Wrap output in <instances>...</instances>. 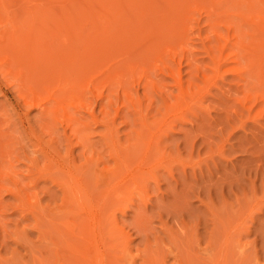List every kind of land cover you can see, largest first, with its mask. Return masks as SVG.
Here are the masks:
<instances>
[{"label":"rangeland","instance_id":"374dc122","mask_svg":"<svg viewBox=\"0 0 264 264\" xmlns=\"http://www.w3.org/2000/svg\"><path fill=\"white\" fill-rule=\"evenodd\" d=\"M241 1L0 0V172L17 166L35 192L12 181L28 197L18 211L0 190V264H264V46L251 42L264 0ZM248 43L261 71L254 54L236 59L255 53ZM104 70L115 72L93 84ZM58 89L55 115L26 106ZM51 153L87 186L61 189Z\"/></svg>","mask_w":264,"mask_h":264},{"label":"bare ground","instance_id":"6f19581e","mask_svg":"<svg viewBox=\"0 0 264 264\" xmlns=\"http://www.w3.org/2000/svg\"><path fill=\"white\" fill-rule=\"evenodd\" d=\"M230 1H231V0H230ZM240 1H241V0H240ZM237 2H238V0H237ZM241 2H242V1H241ZM241 2H240V3H241ZM234 4H235V3H234ZM236 5H237V4H236ZM234 7H235V6H234ZM259 19H260V17H259ZM259 21H260V20H259ZM263 21H264V20H263ZM260 22H261V21H260ZM248 24H249V23H248ZM260 24H261V23H260ZM260 24H259V25H260ZM261 25H262V26L260 27V28H261V31L264 33V23L261 24ZM239 26H240V25H239ZM169 27H170V26H169ZM258 27H259V26H258ZM178 28H179V27H178ZM228 29H229V28H228ZM239 29L242 30L241 28H239ZM239 29H237V31H238ZM249 29H250V27L248 28V30H249ZM169 30H170V29H169ZM240 30H239V31H240ZM250 30H251V29H250ZM253 30H254V34H255V29H253ZM257 30H258V29H257ZM177 31H178V30H177ZM173 32H174V31H173ZM107 33H108V32H107ZM256 33H259V32L256 31ZM254 34L252 33V35H254ZM95 35H99V33H97V34H95ZM102 35H104V34H101V33H100V37H101ZM105 35H109V33H108V34H105ZM187 35H188V34H187ZM250 35H251V33H250ZM256 35H257V34H255L254 37H251V36H250V37H251V42L253 43L254 41H255V42H259V41H260L259 44L261 45V47L264 46V35L261 34V35H260L261 37H258L259 35H258V36H256ZM173 36H174V35H173ZM240 36H241V40H239ZM95 37H96V36H95ZM100 37H98V38H100ZM103 37L105 38V36H103ZM167 37H168V36H167ZM167 37H166V38H167ZM238 37H239V38H238ZM238 37H237V40H238V41L236 40V41H237V44H241V45H242V39H244V38H242V37H244V36H242V35L240 34ZM257 37H258V39H257ZM106 38H107V36H106ZM226 38H227V36H226ZM245 38H246V37H245ZM90 39H91V38H90ZM92 39H93V38H92ZM173 39H174V38H173ZM253 39H254V41H252ZM255 39H257V40H255ZM97 40H98V39H97ZM104 40H106V39H104ZM174 40H175V39H174ZM227 40H228V39H227ZM100 41H101V40H100ZM106 41H107V40H106ZM164 41H165V40H164ZM236 41H235V42H236ZM104 42H105V41H104ZM104 42L101 43V44H104ZM251 42H250V44L252 45ZM255 42H254V43H255ZM89 43H90V44H93L94 42H93V43L89 42ZM231 43H232L233 45L235 44V43H233V42H231ZM96 44H97V43H96ZM99 44H100V43H99ZM101 44H100V45H101ZM108 44H109V42H108ZM112 44H113V43H112ZM114 44H115V43H114ZM228 44H229V42H228ZM237 44H236V45H237ZM250 44L248 43L247 45L250 46ZM27 45H28V44H27ZM100 45H99L100 48H98L97 45H95V46H96V50H97V53H98V51H99L100 54L103 55V53H105L104 50H106V48L104 47L103 50H101V49H102V45H101V46H100ZM104 45H105V44H104ZM106 45H107V44H106ZM229 45H230V44H229ZM236 45H235L234 47H236V49H239V45H237V46H236ZM247 45H246V46H247ZM107 46L109 47L110 45H107ZM116 46H117V45H116ZM226 46H228V45H226ZM243 46H245V45H244V42H243ZM243 46H241L240 48H243ZM237 47H238V48H237ZM247 47H248V46H247ZM247 47H244V48H245L244 50H246ZM110 48H111V47H110ZM149 48L151 49V47H149ZM248 48H249V47H248ZM98 49H99V50H98ZM145 49H146V48H145ZM250 49H253V47L250 46V48L247 49V51L250 50ZM254 49H255V48H254ZM254 49L251 50L250 52L255 51V53L252 52L251 54H249V53L246 52V53H247V54H246V53L244 52V53H245V56H246V59H243V58H245V56H243V57H240V56H239V57H238V55H241V53L238 52V51H235V52H236L235 54H236V55L238 54L237 57H236V56H233V57H236V59H238V60H240V59L242 58L243 60L241 59V61L246 60V61L249 62V63H251V60H252V59H254V60H252V61H254V62H256V61L259 60L258 64L256 63V65H255L256 72H257V71H261V70H257V68L260 69V67L262 66V63H263V62L260 63V60H261V61L263 60V59H261V58H263V57H261V56L264 55V53L262 54L261 52L258 51V52L261 53L262 55L260 56V58H259V55H257L258 57H256L255 54H258V52L256 53V50H257V49H256V50H254ZM262 49H263V47H262ZM100 50H101V51H100ZM154 50H155V49H154ZM228 50H229V49H228ZM234 50H235V49H234ZM239 50H240V49H239ZM259 50H260V48H259ZM102 51H103V52H102ZM156 51H157V50H156ZM260 51H261V50H260ZM263 51H264V50H263ZM248 52H249V51H248ZM49 53H50V52L48 51V54H49ZM82 53H83V52H82ZM107 53H109V52H107ZM63 54H64V53H63ZM91 54L93 55V53H91ZM105 54H106V53H105ZM189 54H190V53H189ZM242 54H243V53H242ZM252 54H254V56H253ZM35 55H36V53L34 54V56H35ZM50 55H51V53H50ZM70 55H71V54L68 55L69 58H71ZM88 55H89V54H88ZM140 55H141V54H140ZM191 55H193V54H191ZM249 55H250L251 57H252V56H253V57H256L257 60H256L255 58H251ZM57 56H58V55H57ZM59 56H60V55H59ZM59 56H58V57H59ZM66 56H67V55H66ZM78 56H79V55H78ZM89 56H90V55H89ZM93 56H94V55H93ZM97 56H98L97 58H99V56H100L99 53L97 54ZM247 56H249V57H247ZM35 57H36V56H35ZM58 57H56L55 55H53V58H56V59H57ZM61 57H62V55L60 56V59H61ZM63 57H64V56H63ZM63 57H62V58H63ZM91 57H92V56H91ZM100 57H102V56H100ZM192 57H193V56H192ZM30 58H31V57H30ZM48 58H51V57L48 56ZM66 58H67V57H66ZM88 58H89V60H90V59L92 60V58H90V57H88ZM95 58H96V57H95ZM107 58H108V56H107ZM190 58H191V57H190ZM250 58H251V59H250ZM32 59H33V57H32ZM35 59H36V58H35ZM35 59H33V61H34ZM80 59H82V58H80ZM247 59H250V60H247ZM30 60H31V59H30ZM61 60H63V61H62V64H64V59H61ZM70 60H71V59H70ZM89 60H88L87 64L89 63ZM91 60H90V61H91ZM96 60H97V59H96ZM96 60L93 59V62L96 61ZM189 60H190V59H189ZM255 60H256V61H255ZM37 61H39V60H37ZM79 61H80V60H78L77 62H79ZM218 61H219V60H218ZM235 61H236V60H235ZM41 62L44 63V65L42 66V68L45 67V66H46V64H45L46 62H43L42 60H41ZM72 62H73V60H72ZM85 62H86V61H85ZM191 62H192V61H191ZM214 62H215V61H214ZM236 62L240 63L239 61H236ZM30 63H31V62H30ZM34 63H35V62H33V64H34ZM38 63L40 64V61H39ZM52 63H53V61H52ZM56 63H57V62H56ZM70 63H71V62H70ZM73 63L75 64L76 62H73ZM73 63L70 64V65L73 66ZM101 63H102L101 60H97L96 62L93 63L94 65H92V66H93V67H94V66L99 67ZM217 63H218V62H217ZM238 63H237V64H238ZM31 64H32V63H31ZM33 64H32V65H33ZM57 64H58V63H57ZM59 64L62 65L60 62H59ZM59 64H58V65H59ZM77 64H80V62L77 63ZM87 64H86V65H87ZM218 64H219V63H218ZM259 64H261V65L259 66ZM35 65H37V64H35ZM220 65H221V64H220ZM39 66H40V65H38V67H39ZM52 66H53V65H50L48 68H52ZM71 66H70V67H71ZM79 66H80V65H79ZM84 66H85V65H84ZM256 66H257V67H256ZM33 67H34V66H33ZM53 67H54V66H53ZM60 67H61V66H60ZM62 67H63V66H62ZM74 67H75V66H73V68H74ZM86 67H87V66H85V68H86ZM167 67H168V70H169V65H168ZM167 67H166V69H167ZM219 67H220V66H219ZM262 67H263V66H262ZM262 67H261V68H262ZM45 68H46V67H45ZM45 68H43V69H45ZM73 68H72V70H73ZM34 69H35V68H34ZM39 69H41V67H40ZM58 69H59V68H58ZM69 69H70V68H69ZM74 69H75V68H74ZM41 70H42V69H41ZM46 70H47V72L49 73V70H48L47 68H46ZM39 71H40V70H39ZM58 71H59V70H58ZM60 71H61V69H60ZM79 71H80V70H79ZM83 71L85 72L86 69H84ZM83 71H82V72H83ZM76 72H77V71H75V73H76ZM114 72H115V71L112 72V70H108V72H106L105 70H104V71H100L99 74H98V76L95 77V78L93 79V84L98 85V84L102 83L103 80L105 81V80H106L105 78H107V75H105L106 73H109V76H110V74H112V73H114ZM45 73H46V71H45ZM79 73H80V72H79ZM174 73H175V72H174ZM178 73H179V72H178ZM178 73L172 75V72H170L169 75H171V76L174 77V76H176ZM60 75L62 76V74H59V76H60ZM81 75H82V74H81ZM83 75H84V73H83ZM52 76H53V75H51V77H52ZM57 76H58V74H57ZM61 76H60V77H61ZM76 77H77V75H76ZM104 77H105V78H104ZM238 77H239V75H238ZM45 79H46V78H45ZM48 79H50L49 76H48ZM48 79H47V81H48ZM68 79H69V77H68ZM68 79H67V80H64V83H65V82L68 83V81H69ZM79 79H80V78H79ZM174 79H176V78H174ZM57 80H58V79H57ZM70 80H71V79H70ZM57 83H59V85L57 84V87H58V86H59V87L62 86V84H61V83H62L61 78L57 81ZM46 84H47V83H46ZM48 84H49V83H48ZM76 84H78V83H76ZM49 85H50V84H49ZM66 85H67V84H66ZM74 85H75V84H74ZM74 85H70V86H72V87H71L70 89H66V90H67V91H68V90H71V89L74 90V88H73V87H75ZM57 87H56V88H57ZM59 87H58V88H59ZM68 87H69V85H68ZM63 88H64V87H63ZM44 89H47V85H45ZM59 89H60V88H59ZM59 89H58V91H60ZM54 90H55V89H54ZM66 90H62V91H60V92H56V91L51 92V91H48V94H47V91H45V93L47 94V95H45V93H43L45 96L42 95L41 92H40V93H38V92H32V93H30L29 95L24 96V97H25V103H26V106H27V107H33V108L35 107V108L41 109V111H42L43 113L50 114V115H55V113L59 111V108H60V110L62 109L63 103L67 100V99H66V94H67V91H66ZM40 91H42V90H40ZM39 95H40V96L42 95V97H40ZM68 95H69V94H68ZM23 103H24V101H23ZM25 103H24L23 106H25ZM64 104H65V103H64ZM83 104H85V103H83ZM85 106H87V109H88V107H89V109H91L89 105H86V104H85ZM82 107H84V106H82ZM24 108H26V107H24ZM85 109H86V108H85ZM23 110H24V109H23ZM63 111H64V110H63ZM87 111H88V113H89L90 110H87ZM91 112H92V110H91L90 113H89V115H90L89 117H91L90 119H92V122H94V121L96 122V120H97V119H96V116H94L93 112H92V113H91ZM72 118H73V117H72ZM83 118H84V117H83ZM85 118H86V117H85ZM90 119H89L88 122L91 123ZM93 120H94V121H93ZM88 122H86V123L89 124ZM105 123H106V122H105ZM109 123H110V122H109ZM82 124H84V123H82ZM82 124H81V125H82ZM95 124H96V123H95ZM97 124H98V123H97ZM81 125H80V126H81ZM89 125H90V124H89ZM93 125H94V124H93ZM80 126H79V127H80ZM82 127L85 128V126H83V125H82L80 128L82 129ZM75 128H76V127H75ZM106 128H108V127H106ZM1 129H2V128H1ZM83 130H84V129H83ZM80 131H81V130H80ZM110 131H111V130H110ZM31 132H33V131H31ZM31 132H29V134H30ZM73 132H75V131H73ZM81 132H82V131H81ZM87 132H88V130H87ZM105 132H106V131H105ZM111 132H112V131H111ZM22 133H23V132H22ZM89 133H90V131H89ZM107 133H108V132H107ZM102 134H103V133H102ZM85 135H86V134H85ZM88 135H89V134H88ZM99 135H101V133H100ZM77 136H78V135H77ZM79 136H82V135H79ZM105 136H106V135H104V137H105ZM32 137L34 138L33 135H32ZM106 137H108V136H106ZM36 138H37V137H36ZM78 138H79V137H78ZM102 139H103V138H102ZM68 140L70 141L69 136H68V138H67V141H68ZM80 140H81V139H79V141H80ZM103 140H104V139H103ZM37 142H38V141H37ZM69 143H70V142H69ZM33 144H34V143H33ZM70 144H71V143H70ZM85 145H86V144H85ZM3 146H4V145H3ZM20 146H21V145H20ZM23 146H24V145H23ZM36 146H37V145H36ZM68 147H69V146H68ZM71 147H72V145H71ZM71 147H70V148H71ZM12 148H13V147H12ZM85 148H86V147H85ZM5 149H6V148H5ZM5 149H4V151H3L4 153L6 152ZM9 149H10V148H9ZM0 150H1V149H0ZM2 150H3V149H2ZM2 150H1V151H2ZM15 150H16V149H15ZM13 151H14V150H13ZM13 151H11V152L13 153ZM25 151H26V150H25ZM3 152H2V153H3ZM9 152H10V151H9ZM11 152H10V153H11ZM83 152H84V151H83ZM14 153L17 154V151H16V152L14 151ZM22 153H23V152H22ZM46 153H47V151L44 152V154H46ZM48 153H50V152H48ZM0 154H1V152H0ZM15 154H8V155H14L13 157H15ZM41 154H42V153H41ZM51 154H52V155H51ZM51 154H50V155H45V160L48 162V163H46V164H49V165H48L49 167H48L47 170H46V169H44V170H46L47 173H48V170H49V169L51 170V169H52L51 167L54 166L55 169H58V170L60 171V173L63 175V178H60V180L62 179V181L60 182V181H58V179H57V180L54 179V180H55L56 182H57V181L60 182L59 185H60V184L63 185L64 188H61V189H65V186H68V188H70V187L72 186L71 189H72V188H76V187L84 188V187L87 186L86 183L82 182L79 178H77V175L74 174V172L76 171V169H75V171H73V169H72L73 166L71 167V163H73L74 161L71 160V162H70L69 159L66 160V161H61V160L58 158L59 156L56 157V156H57L56 153H55V154L51 153ZM57 154H58V153H57ZM66 154H67V153H66ZM3 155H5V154H3ZM3 155H2V157H3ZM21 155H22V154H21ZM29 155H30V154H29ZM53 155H55V156H53ZM6 156H7V155H6ZM16 156H18V154H17ZM26 156H27V155H26ZM68 156H69V155H68ZM2 157L0 156V158H2ZM4 157H5V156H4ZM27 157H28V158H31V157H29V156H27ZM27 157H26V158H27ZM23 158H25V156H24V157H21V156H20V158L18 157L19 160L22 159V162H25V166H26V164L28 165L30 162H32V160L25 159V160H29V161H28L29 163H27V161H25ZM34 158H36V155H35ZM14 159H15V161L17 160L16 158H14ZM0 160H1V159H0ZM3 160H4V159H3ZM23 160H24V161H23ZM33 160H34V159H33ZM35 160H37V159H35ZM41 160H42V158H41ZM8 161H9V160H8ZM10 161L13 162V159H11ZM15 161H14L12 164H14ZM43 161H44V158H43ZM16 162H18V160H17ZM22 162H21V163H22ZM36 162H37V161H36ZM32 163H33V162H32ZM32 163H30V164L33 165V166L37 165V163L34 165L35 161H34L33 164H32ZM40 163H41V162H40ZM0 164H1V166H2V163H0ZM15 164H16V163H15ZM42 164H43V163H42ZM98 164H99V163H98ZM6 165H7V167H8V166L10 165V163H9V165H8V163H6ZM6 165H5V166H6ZM31 165H28V166L31 167ZM40 165H41V164H40ZM3 166H4V165H3ZM74 166H75V165H74ZM13 167L16 168L17 166L15 167V166L13 165ZM26 167H27V166H26ZM37 167H38V166H37ZM42 167H43V166H42ZM42 167H41V169H42ZM44 167H47V166H45V163H44ZM92 167H93V166H92ZM97 167H98V166H97ZM11 168H12V166H11ZM11 168H10V166H9V169H8V170H9L10 172L12 171ZM14 168H12V169H14ZM23 168H24V167H23ZM34 168H35V167H33V168H31V169L34 170ZM0 169H1V168H0ZM17 169H18V167L16 168L15 171H17ZM31 169H28V170H31ZM38 169H39V168H38ZM38 169L36 168L35 171H32V173H33V172H36V170H37V171H40V170H41V169H40V170H38ZM55 169H53L54 171L52 170V174H53V172L56 171ZM8 170H5V167H4V169H2V171H4L3 174H5L6 172L8 173ZM18 170H20V169H18ZM22 170H23V169H22ZM24 170H25V169H24ZM24 170H23V171H24ZM26 170H27V169H26ZM42 170H43V169H42ZM58 170H57L56 172H59ZM113 170H114V169H113ZM116 170H117V168H116ZM116 170H115V171H116ZM2 171L0 172V175L3 176V177L0 176V190H2V188L6 186V187H5L6 190H5V188H3L2 192L5 190L4 193L6 194V191H8V196H9L10 194H13V196L15 197L14 202H13V203L10 202V205H11V206H9V207H10V208H13V210H14V208L17 207V205H18V206L20 207V210H21V207H23V206L21 205V202L24 201L25 203H27V201L24 200V198H26L27 196H28L29 198H30V196H35V195H34L35 192H34V194H33V192H32L33 190H31V192H30V191H28V188H26V187H24V186H23V188H22V185L24 184V182H22V183H23V184H22L21 181H19L20 179H18V178H20V177H24L26 174H24V176H23V174L21 175V173H20V174H18L19 177L16 178V175H15V173H14V175H15L14 178H16V179H14V178L12 177V175H13V171H14V170L11 172L12 174L9 172V175H7V174H5V175H7V177H8V176L10 177V174H11V177H12V178H11V177H10V178L8 177L9 179H12V180H10V181L12 182L13 180H16V183H19V182H20V184H17L18 187H19V185H21L20 188H21L22 190L25 189V190H23V194H24V191H27V192H28V195H27V192H26V195H27V196H24L25 194L22 195V194H21L22 191H19L20 189L16 186V184H15V186H14V185H13V182H12V183L10 182L12 185H10V183H9V188H7V186H8L7 182L9 181V179H8V178H6V179L4 178V177H6V176H4V175L2 174ZM46 171H42L43 174H44V172L46 173ZM98 171H99V170H98ZM115 171H114V172H115ZM21 172H22V171H21ZM24 172H25V171H24ZM27 172H28V173H27ZM27 172H25V173H27V174L29 175V174H30V171H27ZM79 172H81V171H79ZM83 172H84V171H83ZM100 172H101V171H100ZM17 173H18V172H17ZM32 173H31V174H32ZM37 173L39 174V172H37ZM37 173H35V174L38 175ZM47 173H46V174H47ZM50 173H51V171H50ZM50 173H48V175H49ZM81 173H82V172H81ZM101 173H102V175H105V176H108V177H109V176H113V175H115V173H113V171H112V174H105L104 172H101ZM103 173H104V174H103ZM110 173H111V172H110ZM58 174H59V173H58ZM58 174H57V175H58ZM61 174H60V175H61ZM76 174H79V173L76 172ZM33 175H34V174H33ZM40 175H42V174H40ZM44 175H45V174H44ZM53 175H54V174H53ZM60 175H58V177H59ZM81 175H83V174H81ZM38 176H39V175H38ZM38 176H37V177H38ZM78 176H79V175H78ZM40 177H41V176H40ZM49 177H50V176H49ZM103 177H104V176H103ZM30 178H31V177H30ZM4 179H5V180H4ZM7 179H8V181H7ZM17 179H18V180H17ZM21 179H22V181L25 180V178H21ZM26 179H27V178H26ZM32 179H33V177H32ZM36 180H37V179H36ZM82 180H83V178H82ZM2 181H3V182H2ZM5 181H6V182H5ZM17 181H18V182H17ZM27 181H30V184H28L29 182L26 183ZM27 181H25V183H26V185H27V187H28V185H31V180H28V179H27ZM32 181H33V180H32ZM5 183H6L7 185H6ZM33 183H34V182H32V185H33ZM89 183H90V182H89ZM1 184H3V185L5 184V185L3 186V185H1ZM54 184H55V183H54ZM24 185H25V184H24ZM32 185H31L30 187H32ZM1 186H2V187H1ZM10 186H12V188H11ZM13 186H14L16 189H15ZM57 186H58V184H57ZM17 188H18L19 190H17ZM33 188H34V185H33ZM58 188H59V186H58ZM14 189H15L16 191H14ZM26 189H27V190H26ZM71 189H70V190H71ZM65 190H66V189H65ZM65 190H63V191H65ZM70 190H69V191H70ZM72 190H74V189H72ZM72 190H71V192L73 193ZM18 192H20V194H18ZM29 192L32 193V195L30 194V196H29ZM65 192H66V193L62 192V195H63V196H65L64 194H67V191H65ZM74 192H75V190H74ZM0 193H1V192H0ZM4 193H3V195H4ZM63 193H64V194H63ZM72 193H71V194L68 193L67 195H72V196H73L74 193H73V194H72ZM1 196H2V195H1ZM74 196H76V195H74ZM74 196H73V198L75 199L76 197H74ZM28 197H27V198H28ZM36 197H37V196H36ZM48 197H49V196H48ZM66 197L68 198V196H66ZM102 197H103V196H102ZM10 198H11V196H10ZM12 198H13V197H12ZM27 198H26V199H27ZM31 198H32V197H31ZM62 198H64V200H66L65 197H62ZM71 198H72V197H71ZM71 198H70V196H69V198H68V202H70V199H71ZM3 200H4V199H3ZM11 200H12V199H10V201H11ZM15 200H16V202H15ZM33 200H34V199H33ZM36 200H37V199H36ZM61 200H62V199H61ZM1 201H2V200L0 199V202H1ZM12 201H13V200H12ZM29 201H32V199L29 200ZM72 201H73V200H72ZM75 201H76V200H75ZM77 201H78V199H77ZM77 201H76L75 204H78V203H79L78 205H80V202H77ZM103 201H104V200H103ZM62 202H63V201H62ZM64 202H65V203H64ZM64 202H63V203H64V204L66 205V207H67V204H66L67 202H66V201H64ZM2 203H3V202H2ZM6 203H7V202L5 201L4 204H6ZM14 203H16V205H14ZM4 204H2V205H4ZM22 204H24V203H22ZM75 204H74V205H75ZM13 205H14V207H12ZM37 205H38V204H37ZM70 205H71V203H70ZM0 206H1V203H0ZM24 206H25V205H24ZM62 206H63V205H62ZM62 206H61V207H62ZM71 206H72V205H71ZM3 207H6V205H4ZM19 207H17V210H18ZM61 207H60V208H61ZM69 208H70V207H69ZM4 209H5V210H4ZM22 209H24V208H22ZM39 209H40V208H39ZM53 209H55V208H53ZM58 209H59V208H58ZM73 209H74V208H73ZM2 210H4L3 212H5V211H7V208H3V209H2V207H1L0 211H2ZM8 210H9V209H8ZM15 210H16V209H15ZM40 210H41V209H40ZM18 211H19V210H18ZM18 211H17V212H18ZM59 211H60V210H59ZM72 211H73V210H72ZM33 212H34V211H33ZM1 213H2V212H1ZM6 213H7V212H6ZM25 213H26V212H25ZM34 213H37V212H34ZM34 213H33V214H34ZM41 213H42V212H41ZM39 214H40V211H39ZM44 214H46V212H45ZM31 215H32V214H31ZM40 215H41V214H40ZM47 215H48V214H47ZM47 215H46V216H47ZM0 216H1V214H0ZM18 216H19V215H18ZM18 216H17V217H18ZM29 216H30V215H29ZM3 217H4V216H3ZM30 217H33V215L30 216ZM36 217H37V216H36ZM40 217H41V216H40ZM44 217H45V216H44ZM33 218L35 219V216H34ZM41 218H42V217H41ZM41 218H40V219H41ZM1 219H2V218H1ZM16 219H18V218H16ZM42 219H43V218H42ZM42 219H41V220H42ZM20 220H22V219H20ZM20 220H18V222H20ZM44 220H45V219H44ZM16 221H17V220L13 221V224H14V222H16ZM22 221H23V220H22ZM34 221H35V220H34ZM31 222H32V221H31ZM63 222H64V225L67 224L66 221H63ZM63 222H62V223H63ZM0 223H1V222H0ZM2 223H3V220H2ZM2 223H1V224H2ZM38 223H39V218H38ZM65 223H66V224H65ZM21 224H22V223H21ZM21 224H19V225H20L19 228H21ZM36 224H37V223L35 222L34 225H36ZM39 224H40V223H39ZM39 224H38V225H39ZM22 225H23V224H22ZM38 225H36L35 228H36ZM67 225H68V224H67ZM13 226H14V225H13ZM13 226H12V227H13ZM23 226H24V225H23ZM23 226H22V228H23ZM28 226H32V224H31V225L29 224ZM39 226H40V225H39ZM16 227H18V226H16ZM16 227H15V228H16ZM26 227H27V226H26ZM68 228H69V226H68ZM48 229H49V228H48ZM69 229H71V228H69ZM17 230H19V229H17ZM49 230H50V229H49ZM12 232H13V231H12ZM44 232H45V231H44ZM116 232H117V231H115V229L113 230V228H110V233L113 235V237L115 236V233H116ZM47 233H48V232H47ZM2 234H3V233H2ZM2 234H1V235H2ZM25 234H26V233H25ZM111 234H110V235H111ZM8 235H9V234H8ZM11 235H12V234H11ZM26 235H27V234H26ZM13 236H14V235H13ZM2 237H4V234H3ZM108 237L110 238V236H108ZM14 238H16V237H14ZM0 239H1V237H0ZM24 239H25V237H24ZM21 240H22V239H21ZM3 241H4V238H3ZM16 242H17V241H16ZM1 244H2V243H1ZM2 246H3V244H2ZM124 247H126V246H125V245L123 246V248H122L123 250L125 249ZM2 248H3V247H2ZM82 255H83V254H82ZM82 255H80V256H82ZM83 256H85V255H83ZM0 258H1V257H0ZM83 259H84V257H83ZM92 259H93V262L90 260L91 263L95 264V262H96V260H97L96 257H93Z\"/></svg>","mask_w":264,"mask_h":264}]
</instances>
